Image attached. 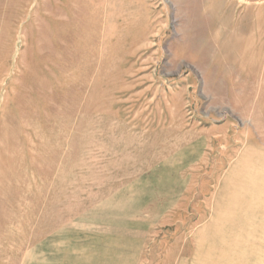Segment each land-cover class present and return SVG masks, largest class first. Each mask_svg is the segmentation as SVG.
Returning a JSON list of instances; mask_svg holds the SVG:
<instances>
[{"label":"rangeland","instance_id":"1","mask_svg":"<svg viewBox=\"0 0 264 264\" xmlns=\"http://www.w3.org/2000/svg\"><path fill=\"white\" fill-rule=\"evenodd\" d=\"M0 264H264V0H0Z\"/></svg>","mask_w":264,"mask_h":264}]
</instances>
